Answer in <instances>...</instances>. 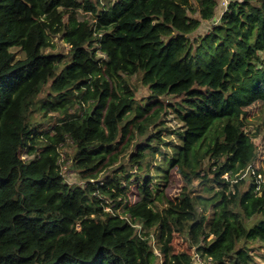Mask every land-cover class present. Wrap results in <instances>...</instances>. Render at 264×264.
Wrapping results in <instances>:
<instances>
[{
    "label": "trees",
    "instance_id": "obj_1",
    "mask_svg": "<svg viewBox=\"0 0 264 264\" xmlns=\"http://www.w3.org/2000/svg\"><path fill=\"white\" fill-rule=\"evenodd\" d=\"M219 1L0 0V264H193L175 234L211 264H258L264 0H230L201 33ZM63 148L84 186L63 177Z\"/></svg>",
    "mask_w": 264,
    "mask_h": 264
},
{
    "label": "rangeland",
    "instance_id": "obj_2",
    "mask_svg": "<svg viewBox=\"0 0 264 264\" xmlns=\"http://www.w3.org/2000/svg\"><path fill=\"white\" fill-rule=\"evenodd\" d=\"M94 1H97V0H94ZM102 1L106 2L107 0H102ZM223 1L224 0L219 1V5L217 8L216 21H220V17L222 16L223 10H225V9H223ZM80 18L81 19H89L92 21V17L90 16V14L82 13L80 15ZM210 22L211 21L204 22L199 31L201 33H205V31H207L209 26L211 25ZM54 43L56 45V51L57 52L64 53V54H67L69 52L70 46L67 43H64L63 40L60 39L59 37H56L54 39ZM131 82L137 90L136 99L138 102H143V101L146 102V101H149L152 99L149 88L144 86L141 82V75H136V76L132 77ZM47 92L48 91L46 89V92L43 93L40 96V98H44L46 96ZM169 100H171V98H169V97L160 98V101H164V102H168ZM248 112H249L248 130H249V132H251V135H254V133L257 131L258 128L260 129V134H257V136L254 137V142L257 144L258 150H259L258 151L259 152L258 158L256 161V166L258 167V170L264 171V105L261 103H257L255 105L249 107ZM170 117L171 116H169V118H167L165 115H162L160 121H165L164 123H166V127H174L175 123L168 120V119H170ZM41 119H42L41 114L38 111L33 114V120L34 121L35 120L41 121ZM131 119H132V115H129L127 117V119L125 120V122L123 123L122 129H121L122 137H124V135H126L127 129L129 127V122ZM151 129L152 128H150V130ZM71 152H72V148L61 149L60 164H61V168H62V175L65 178L67 183L84 186L86 183V180L81 178L78 170L72 165ZM120 161L125 166H127V165L129 166L127 156L122 157L120 159ZM110 169L104 170L103 173H101V178L104 177L106 174H108L111 171ZM134 171L135 170H133L132 172L134 173ZM254 173H256V171H253L252 174H254ZM261 175L262 176L257 175L258 182L264 181V174L262 173ZM226 177H228V176H226ZM247 183L241 186L242 190H246L248 188L250 181H248ZM135 186H136L135 182H133L132 184L129 185L128 199H129V202L131 204L135 203L138 200ZM181 191H182L181 177L173 171L172 176H171V184L167 188V194L170 196L171 199H176V197L180 195ZM119 212H121V210H119ZM212 213H213V211L211 209L209 211V216ZM259 245H260L259 243L249 244V246L254 249L253 252L256 255H258V257H259L258 264H264V261L260 257V256H264V248H259ZM173 247H174V251L176 253L188 252L189 254H191V256L193 257V260H194L193 264H211V262H209L208 260H206L202 257H200V259L197 257V260L195 259L196 255H197V250L195 247H191L188 237L183 235V234H175L174 241H173ZM155 251L157 254H160V252L157 249ZM160 258L162 259V257H160ZM233 262H236V261L234 259L228 261L229 264H231Z\"/></svg>",
    "mask_w": 264,
    "mask_h": 264
},
{
    "label": "built area",
    "instance_id": "obj_3",
    "mask_svg": "<svg viewBox=\"0 0 264 264\" xmlns=\"http://www.w3.org/2000/svg\"><path fill=\"white\" fill-rule=\"evenodd\" d=\"M228 5H229V0H224L223 1V9H225V10H227V8H228ZM225 10H223V12L225 11ZM223 14V13H222ZM218 21H216V23H217ZM253 171L254 170H252V173H253ZM256 173H254L253 175H255ZM258 175H260V176H262L261 174H258ZM226 176H228V177H226ZM245 176V175H244ZM225 178L227 179V180H229L230 179V176L228 175V174H226L225 175ZM197 257L200 259V256L197 254L196 255V260H197ZM211 261V259H209V262Z\"/></svg>",
    "mask_w": 264,
    "mask_h": 264
},
{
    "label": "water",
    "instance_id": "obj_4",
    "mask_svg": "<svg viewBox=\"0 0 264 264\" xmlns=\"http://www.w3.org/2000/svg\"><path fill=\"white\" fill-rule=\"evenodd\" d=\"M215 23H216V21H215V20H212V21H211V24H215Z\"/></svg>",
    "mask_w": 264,
    "mask_h": 264
}]
</instances>
